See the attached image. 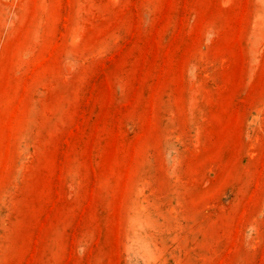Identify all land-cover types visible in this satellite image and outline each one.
I'll return each mask as SVG.
<instances>
[{
	"label": "rangeland",
	"instance_id": "rangeland-1",
	"mask_svg": "<svg viewBox=\"0 0 264 264\" xmlns=\"http://www.w3.org/2000/svg\"><path fill=\"white\" fill-rule=\"evenodd\" d=\"M0 264H264V0H0Z\"/></svg>",
	"mask_w": 264,
	"mask_h": 264
}]
</instances>
